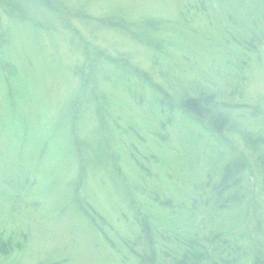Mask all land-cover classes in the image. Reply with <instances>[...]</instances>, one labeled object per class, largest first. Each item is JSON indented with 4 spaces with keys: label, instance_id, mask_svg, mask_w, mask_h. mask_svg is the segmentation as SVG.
<instances>
[{
    "label": "rangeland",
    "instance_id": "rangeland-1",
    "mask_svg": "<svg viewBox=\"0 0 264 264\" xmlns=\"http://www.w3.org/2000/svg\"><path fill=\"white\" fill-rule=\"evenodd\" d=\"M0 68V264H264V0H0Z\"/></svg>",
    "mask_w": 264,
    "mask_h": 264
},
{
    "label": "trees",
    "instance_id": "trees-1",
    "mask_svg": "<svg viewBox=\"0 0 264 264\" xmlns=\"http://www.w3.org/2000/svg\"><path fill=\"white\" fill-rule=\"evenodd\" d=\"M0 70H1V68H0ZM97 91H99V90H97ZM207 94V93H206ZM199 94H197V96H194V97H185L183 100V106L185 107V109L187 110V111H190L191 113H193L194 115H196V116H198V117H200V118H202V119H207V120H209L210 122H212L213 123V125L214 126H217L216 124H218V126H220L221 124H223V122H221V123H218L219 122V120H221V116H222V114L221 113H219V111H216V110H214V109H212V108H209L210 107V105H211V103H212V100L210 99V97L209 96H203L202 94H200L199 96H198ZM179 96V95H178ZM180 97H181V95H180ZM214 118H215V120H214ZM257 133V132H256ZM256 133L255 134H253L252 136H254V141H255V143L257 144V146L259 147V146H261V145H259V143H257V141L258 142H260V144H263L264 142L262 141V137H263V133H261L259 136H257L256 137ZM264 140V139H263ZM91 143V142H90ZM254 143V144H255ZM262 148V147H261ZM263 149V148H262ZM254 152V151H253ZM215 158V157H214ZM235 168H237L238 170H239V165L238 164H234V163H232L231 164V166H229L228 168H227V172H226V175L223 177V179H225V178H227L229 175H232V179L234 178L235 179V181H236V185H238L239 184V188L241 189V191H244V183H245V177H244V179H243V174H242V170L241 171H236V172H234V169ZM235 184H234V187H236L235 186ZM223 186V185H222ZM234 187H231V190H230V194H231V196H238V193H235V192H237L236 190H234L233 188ZM218 188H219V186H218ZM234 191V192H233ZM235 193V194H232V193ZM238 197H240V196H238ZM241 197H243V194L241 195ZM200 202V201H199ZM89 205H91L90 203H89ZM222 214V213H221ZM146 226H148V225H146ZM149 229V227H146V229H145V233H147L148 232V229ZM220 236V235H219ZM144 239L146 240V241H144ZM141 240H143L144 241V243H145V247L147 248H144V249H146V250H144L145 252L142 254L141 252H139V254L136 252V256H138V257H140L141 259L140 260H142L143 258H145L147 261V264H162L163 263V258L162 259H160V257H158V255H157V253L155 252V250H154V252H155V254L153 255H151L150 254V250L148 249V246H149V244H148V241H147V235L145 236V235H143V236H141ZM143 245V244H142ZM193 244H183V245H181V248H183L184 249V252H185V254H184V257H183V262L181 263V264H194L193 263V261H196V258H195V256L199 253V249H197V247L195 246V245H193ZM116 248H117V246H116ZM133 249V248H132ZM117 252H119V250L118 249H115ZM119 253H121V252H119ZM201 253V252H200ZM186 256V257H185ZM157 260H156V259ZM193 260V261H192ZM189 261V262H188Z\"/></svg>",
    "mask_w": 264,
    "mask_h": 264
}]
</instances>
